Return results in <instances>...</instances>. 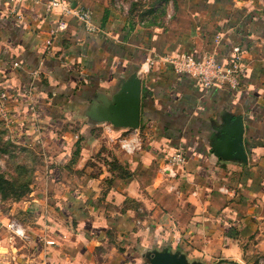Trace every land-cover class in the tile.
Masks as SVG:
<instances>
[{"label":"crops","instance_id":"1","mask_svg":"<svg viewBox=\"0 0 264 264\" xmlns=\"http://www.w3.org/2000/svg\"><path fill=\"white\" fill-rule=\"evenodd\" d=\"M69 1L92 11L95 32L70 17L58 30L49 0H0V97L48 166L33 253L1 241L0 264H149L144 251L167 246L188 264H263L264 0H173L166 29L111 0ZM237 46L236 90L163 61L217 51L226 65ZM180 152L185 165L170 169Z\"/></svg>","mask_w":264,"mask_h":264},{"label":"rangeland","instance_id":"2","mask_svg":"<svg viewBox=\"0 0 264 264\" xmlns=\"http://www.w3.org/2000/svg\"><path fill=\"white\" fill-rule=\"evenodd\" d=\"M172 1L111 0L113 7L127 14L133 23L151 29L168 27L176 11ZM21 125L6 107H0V243H8L18 254L30 256L33 248L29 231L39 228L32 206L45 186L48 166L42 148L29 146L26 136L20 133ZM11 220L22 224L29 238H11L4 227Z\"/></svg>","mask_w":264,"mask_h":264},{"label":"built area","instance_id":"3","mask_svg":"<svg viewBox=\"0 0 264 264\" xmlns=\"http://www.w3.org/2000/svg\"><path fill=\"white\" fill-rule=\"evenodd\" d=\"M46 11L52 15L58 13V30L65 31L69 27V22L67 20L69 17L82 23L89 32H95L96 30L92 25V11L79 6L74 7L73 3L69 0H49L46 4ZM220 39V36L216 37L217 44ZM51 45V41L48 42L47 49H49ZM163 61L170 63L176 73L187 75L194 79L198 85L204 89L221 86L236 90L241 85L244 60L241 49L238 46L232 49L231 58L226 65L222 64V59L217 51L204 57L192 56L189 54H182L176 57H165ZM155 63V60L147 59L142 67L143 72H149ZM4 100H6L5 94L0 97V107L2 109L4 108L2 103ZM185 163L186 157L181 152L168 158L170 169L175 170L181 168ZM4 227L13 239L29 238L26 229L16 220L9 221Z\"/></svg>","mask_w":264,"mask_h":264},{"label":"water","instance_id":"4","mask_svg":"<svg viewBox=\"0 0 264 264\" xmlns=\"http://www.w3.org/2000/svg\"><path fill=\"white\" fill-rule=\"evenodd\" d=\"M140 91V83H137L133 89L129 91V97L126 104L127 115L125 118L132 127H137L139 124ZM241 145L242 142L239 140V148ZM144 255L149 264H188L179 254V251L173 250L169 246L160 249V251L156 248L152 249V251L147 249L144 251Z\"/></svg>","mask_w":264,"mask_h":264}]
</instances>
